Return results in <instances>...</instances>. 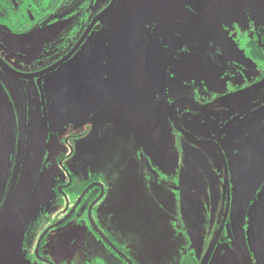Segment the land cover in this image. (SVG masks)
Wrapping results in <instances>:
<instances>
[{"label":"flooded vegetation","instance_id":"1","mask_svg":"<svg viewBox=\"0 0 264 264\" xmlns=\"http://www.w3.org/2000/svg\"><path fill=\"white\" fill-rule=\"evenodd\" d=\"M0 264H264V0H0Z\"/></svg>","mask_w":264,"mask_h":264}]
</instances>
